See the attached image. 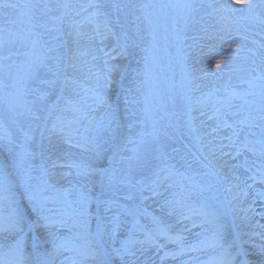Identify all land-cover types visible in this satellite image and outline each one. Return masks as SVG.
<instances>
[{"label": "rangeland", "instance_id": "obj_1", "mask_svg": "<svg viewBox=\"0 0 264 264\" xmlns=\"http://www.w3.org/2000/svg\"><path fill=\"white\" fill-rule=\"evenodd\" d=\"M236 48L247 54V69L239 73L219 69L209 56ZM3 141L9 173L35 217L40 197L52 189L86 199L88 212L98 211L110 235L128 218L154 225L147 209L156 206L169 224L186 216L190 222L182 196L198 198L205 212L226 209L229 200L231 218L238 220L236 204L247 207L251 200L235 192V184L245 188L242 179L260 190L264 210V0H0ZM142 152L141 169L134 171ZM237 153L245 160L237 162ZM69 156L73 171L54 165ZM230 158L234 163L222 166ZM168 167L179 176L160 185L157 177ZM3 205L0 254L17 234L23 243L0 264H27L26 218L18 199ZM11 216L14 225H8ZM71 217L49 223L54 264H109L98 238L88 252H71V237H65ZM118 239L113 258L124 255L131 264L167 259L161 244Z\"/></svg>", "mask_w": 264, "mask_h": 264}, {"label": "bare ground", "instance_id": "obj_2", "mask_svg": "<svg viewBox=\"0 0 264 264\" xmlns=\"http://www.w3.org/2000/svg\"><path fill=\"white\" fill-rule=\"evenodd\" d=\"M237 45L238 44H236V43L232 44V46H237ZM208 54H209L208 52L204 51L202 53V56L203 55L208 56ZM246 55L247 54H245V53L241 54L239 49L236 48V49L232 50L231 53L227 52L224 56H221V55L213 56L212 54H210L209 56L216 57V61L215 60L214 61H215L216 66L219 69L224 70V69L228 68L229 71L239 73L240 71H244L247 69V64H246L247 63V57H246ZM219 58H222V59L219 60ZM65 122H67V125H70L71 124V117L65 116ZM202 126H204V125L201 124V127ZM165 140L168 141L169 139H165ZM211 144H212V141H210V145ZM211 146H213V145H211ZM220 146H222V144ZM8 149H9L8 145L4 141L2 143H0V166H1L0 170H1V172L4 173V177H2V178L4 179V182L7 184V186L9 187V190H10V192L7 193L5 191V189L0 185V205H2V207L4 209H6V208L4 207L3 204H5L8 201L7 199L11 198L10 195L19 196L17 193H15V190H14V188L16 186L14 179L9 175V166H8L9 165V162H8L9 151H8ZM143 157H144L143 152L137 155L136 162L134 163L135 165H134V167L133 166L131 167L134 169V171H139L141 169V168H138V166L136 164L137 163L140 164V160ZM244 160H245V157L244 158L239 157L238 159H236L237 162H242ZM233 163H234V158H230L227 161H224L222 166H228L229 164L232 165ZM203 164H205V163L203 162ZM54 165L56 167L61 166V165H71V157L69 156L68 158L61 160V162L58 160L57 162L54 163ZM73 170H74V168L71 169V171H73ZM145 170L146 169L144 168L142 170V172ZM163 175L164 174H161L159 176L158 181H163V179H164ZM172 178L173 177L168 174L169 182L171 181ZM69 179H71V176H69ZM234 187L235 188L237 187L235 189V192L241 194V191H242L243 193L246 194V189H242L240 185L235 184ZM259 191L260 190L257 187L251 186L248 190V195L253 197ZM3 201H6V202H3ZM21 203H22V205L20 206V210L25 215V218H27V222H25L24 227L25 228L27 227L30 230V240H29L28 247H27V257H26L27 264H36V262H37L36 257H39L40 255H42L44 257L49 256L55 260V257L57 254L54 251L55 250L54 249V241L52 239L54 229L49 226V223L51 222V220H53V215L55 214V209H57V210L63 209V207H66V205L62 204L63 207L62 206L56 207V206L50 205L49 203H44L40 208V215L38 217H35L32 215L30 208L28 209L29 206H27L26 204L24 205V202L22 199H21ZM154 209L155 210H153L152 213L154 212L158 216H161V217L163 216L162 217L163 222L169 221V219H167L165 217V215L162 214L161 210L159 208L157 209V206ZM235 209L238 212L237 222L240 224V226H239L240 231L238 230L237 227H234L231 231V225L230 224L227 225V227H226L227 232L223 235V238L225 237L226 234H227L226 236H228V233H229V236H228L229 239L227 240V242H224V243H229V244H220V242H218L217 240L212 242V244L218 245L219 248L221 245H224L225 247H229V248L224 247L223 249H220L219 251H217L218 254H215L212 257L218 255L219 261H222V264H264V232H263L264 220L261 219V217L259 216L260 211H259L258 203H256L255 201H252V198H251V202L247 203V207H246L245 202H243L241 200L238 204H236ZM217 210H219L220 213L224 212V210L221 207H218ZM242 212L250 213L249 217L247 215L243 214ZM78 215H80V216H78ZM78 215L71 222V236L69 234H67L65 236L66 238L71 237V250H74L75 246H78V250H81L83 248V245H81L80 242L77 243L76 241L80 238V236L84 237L85 234H88L87 231L84 233H83V231H81V229H82L81 227L86 224L88 219L84 215H81L80 213ZM3 218L5 219V217H3ZM12 218H13V216H11L8 219L9 220L8 225H14L11 222ZM89 218L92 219L90 222V228L93 225V221L97 222V223L99 222L98 217L95 213H92L91 217H89ZM211 220L213 221V223H215L216 221L217 222L219 221L218 218H215V219L211 218ZM186 225L188 226V228L192 232H194L192 234L193 239H198L199 237L206 236L205 239L209 240L215 236L213 234H217L220 232V229L218 227L211 226L207 222L201 224L198 229H196L194 227V224L188 225L186 223ZM127 226H125V228H123L120 225L118 230H116V232H117L116 235L108 236V233H107V237L108 238L110 237L109 241L114 244L113 241H116V243H117V239L122 237L121 241L123 242V240L126 237V233H127L126 227ZM256 227L259 230H257ZM13 228H15V227H13ZM138 232H141V231H138ZM63 235H65V234L63 233ZM141 235H144V233H142ZM93 236H95V235H93ZM93 236H91V238ZM10 237H11L10 233H7L5 239H10ZM234 237H238V242H239L238 246L235 243L231 242V239ZM254 238H255V241L252 242V240ZM136 239L138 241H141V239L139 237ZM215 239H216V237H215ZM12 240L13 239H11V241ZM19 240H20L19 238H16L13 243L19 242ZM118 241H119V239H118ZM189 241H190V239H189ZM142 242H144V241H142ZM114 246L116 248H114L111 245L112 250L110 252L115 253L118 250V248L120 247L119 245H116V244ZM84 249H87V248H84ZM238 249H242V251H243L242 257L240 256ZM106 253L109 254V252H106ZM195 254H198V253H195ZM72 255L73 254L71 253V260L73 258ZM120 255H122V254H120ZM122 256L123 257H119V256L116 257V258H118V262L116 261V258H113V257H109V260L112 261V264H131L130 257H125L124 255H122ZM198 258L199 257H197V258L194 257L192 261H194V259H195V261H197V260H199ZM202 260H204L206 262L205 259H202ZM186 261H187V256L176 257L175 259L172 257V258L167 259L165 262H162L161 264H204L203 262L200 263L198 261L192 262V263H187ZM85 264H93V263H85ZM213 264H218V261H215Z\"/></svg>", "mask_w": 264, "mask_h": 264}]
</instances>
